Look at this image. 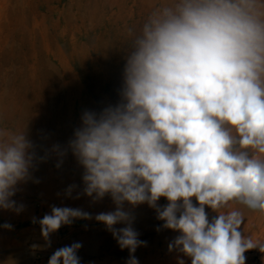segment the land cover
Returning a JSON list of instances; mask_svg holds the SVG:
<instances>
[{"label":"clouds","instance_id":"clouds-1","mask_svg":"<svg viewBox=\"0 0 264 264\" xmlns=\"http://www.w3.org/2000/svg\"><path fill=\"white\" fill-rule=\"evenodd\" d=\"M129 34L120 101L83 112L67 147L52 146L56 166L71 151L83 169V194L94 201L110 195L115 210L95 220L128 250L126 264H139L134 253L147 242L125 204L145 203L163 228L180 233L169 251L191 264H245V252H264V242L242 235L245 216L231 205L264 214V0H170ZM36 149L26 129L0 127V209L24 210L13 197L47 159ZM206 207L217 213L211 221ZM92 218L52 206L33 223L50 247L61 226ZM81 246L55 250L48 264H80Z\"/></svg>","mask_w":264,"mask_h":264},{"label":"rangeland","instance_id":"rangeland-1","mask_svg":"<svg viewBox=\"0 0 264 264\" xmlns=\"http://www.w3.org/2000/svg\"><path fill=\"white\" fill-rule=\"evenodd\" d=\"M169 2L0 0V127L25 128L38 155L47 153L13 197L24 210L16 214L0 209V225H13L12 230L0 227V264H48L55 250L75 242L82 245L77 253L80 264H126L128 250H121L106 226L95 220L97 214L115 210L110 195L99 201L84 195L83 169L71 151L57 167L61 158L51 149L56 144L67 147L84 111L100 112L120 101L132 42L129 29L138 32L155 6ZM70 185L76 187L68 196ZM167 203L164 197L158 201L160 206ZM52 206L80 208L93 218L61 226L50 235L51 246L43 247L40 225L33 219L50 214ZM231 207L245 217L259 214L243 205ZM125 208L135 217L139 239L147 242L134 253L139 264H179V259L191 264L190 257L169 251V243L180 233L163 228L155 209L146 203ZM205 210L210 221L217 215ZM263 228L241 233L264 242ZM38 240L41 247L34 249ZM244 255L245 264H264V252L258 248Z\"/></svg>","mask_w":264,"mask_h":264},{"label":"bare ground","instance_id":"bare-ground-1","mask_svg":"<svg viewBox=\"0 0 264 264\" xmlns=\"http://www.w3.org/2000/svg\"><path fill=\"white\" fill-rule=\"evenodd\" d=\"M18 3V2H17ZM1 5V4H0ZM3 5V4H2ZM1 5V7H2ZM18 5V4H17ZM13 8V7H12ZM2 9V8H1ZM12 11V10H11ZM19 26V25H18ZM45 27V26H44ZM10 54V53H9ZM9 56V55H8ZM7 58V57H6ZM11 58H12V54H11ZM3 96V95H2ZM25 129V128H24ZM236 207V205H234ZM254 217V218H253ZM264 225V214H255L254 216H249V217H245V222L244 224L241 225V229L240 231H245V232H249L252 231L254 228L258 229V228H262ZM264 229V228H263ZM251 234V233H250ZM35 244L39 245L41 244V242H34Z\"/></svg>","mask_w":264,"mask_h":264}]
</instances>
